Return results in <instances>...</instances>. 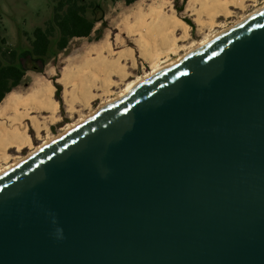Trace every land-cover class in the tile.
Segmentation results:
<instances>
[{
    "label": "water",
    "instance_id": "obj_1",
    "mask_svg": "<svg viewBox=\"0 0 264 264\" xmlns=\"http://www.w3.org/2000/svg\"><path fill=\"white\" fill-rule=\"evenodd\" d=\"M0 264H264V7L1 172Z\"/></svg>",
    "mask_w": 264,
    "mask_h": 264
},
{
    "label": "rangeland",
    "instance_id": "obj_2",
    "mask_svg": "<svg viewBox=\"0 0 264 264\" xmlns=\"http://www.w3.org/2000/svg\"><path fill=\"white\" fill-rule=\"evenodd\" d=\"M58 1L0 0L1 49H15L18 62L25 68L20 84L10 91L14 102L7 106L4 100L10 92L0 101V134L3 130H17L31 141L30 146L20 150L0 144V167L61 133L128 83L149 73L155 64L183 54L264 2L135 0L127 4L125 0H78L79 4H92L84 12L88 20L94 21L91 33L71 37L66 47L45 63L33 60L27 52L32 32L51 23ZM57 35L55 29L52 39ZM46 87H51L54 113L27 105L35 99L36 91Z\"/></svg>",
    "mask_w": 264,
    "mask_h": 264
},
{
    "label": "trees",
    "instance_id": "obj_3",
    "mask_svg": "<svg viewBox=\"0 0 264 264\" xmlns=\"http://www.w3.org/2000/svg\"><path fill=\"white\" fill-rule=\"evenodd\" d=\"M125 1L130 4L135 0ZM91 5L79 4L78 0H59L53 7L51 23L48 22L44 29L38 26L33 30L27 51L30 58L45 63L57 52L62 51L71 37L88 36L94 21L88 20L84 12L86 7ZM55 29L58 35L52 39ZM17 57L15 49L2 50L0 46V101L20 84L24 75L25 68L18 62ZM58 90L57 84L56 91ZM56 98L60 100L58 96Z\"/></svg>",
    "mask_w": 264,
    "mask_h": 264
},
{
    "label": "bare ground",
    "instance_id": "obj_4",
    "mask_svg": "<svg viewBox=\"0 0 264 264\" xmlns=\"http://www.w3.org/2000/svg\"><path fill=\"white\" fill-rule=\"evenodd\" d=\"M235 0H233L234 2ZM229 2V1H227ZM226 2V3H227ZM231 4V3H230ZM233 4V3H232ZM239 4V3H238ZM264 7V2L260 5L257 6L256 9H254V11L250 12L247 15H244L243 17L239 18L235 23L233 22L230 26H226L223 27L222 29H220L217 32H214L213 34H211L210 36L206 37L205 39L201 40L200 42H198L196 45H194L193 47L191 46L190 48H188L185 52H183V54L177 55L174 59L171 60H167L165 62H162L160 64H155L152 68V70L149 73H145L141 78H139L136 81H132L130 83H128L126 85V87L120 91L117 95H115L114 97H112L111 99L107 100L106 103L101 104L100 106H98L96 109L91 110L86 116L81 117L80 119H78L77 121L73 122L72 124H69L67 127H65L63 130H61L59 134H57L54 137H50V138H46L45 140H43L42 144H40L39 146H34L32 148L29 149V152L25 155L27 156L28 154L33 153L34 151H36L38 148H40L42 145H44L46 142L62 135L63 133H65L67 130H69L70 128H72L74 125H76L78 122L84 120L87 116L101 110L102 108H104L107 104H109L110 102L114 101L115 99L121 97L122 95H124L126 92L130 91L132 88H134L135 86H137L139 83H141L142 81L148 79L149 77H151L153 74H155L156 72H158L159 70L163 69L164 67L172 64L173 62H176L178 60L183 59L185 56H187L188 54H190L191 52H193L195 49H197L201 44L205 43L206 41L210 40L211 38L219 35L220 33L226 31L227 29L231 28L232 26L236 25L238 22L242 21L244 18H246L247 16H249L250 14H252L253 12H256L257 10L261 9ZM178 24L180 25V27L184 28L185 25L183 23L182 20H180L178 18ZM177 24V25H178ZM13 96L12 92H10L9 94H7V96L4 98V100L7 103V106L11 105V103L14 102L13 100ZM50 96H51V87H46L45 89L42 90H38L35 92V99L31 102H29L27 99V101L29 102V104L27 103L28 106L32 107V108H36V109H46V110H50L54 113L55 111V106L56 104L54 102H52L50 100ZM32 100V99H30ZM13 101V102H12ZM23 101V100H22ZM56 102V101H55ZM22 103V102H21ZM25 103V104H26ZM23 105V103H22ZM19 106V105H18ZM63 131V132H62ZM0 144L5 145L7 147H15L17 150H20L23 146H30L31 145V141H30V137L28 135H24L21 136V133L18 132L17 130H3L0 134ZM5 148V147H4ZM24 156V157H25ZM24 157H19L17 159H15L13 162H11L10 164H7L6 166L0 167V173L7 170L8 168H10L11 166H13L16 162H18L19 160L23 159Z\"/></svg>",
    "mask_w": 264,
    "mask_h": 264
}]
</instances>
